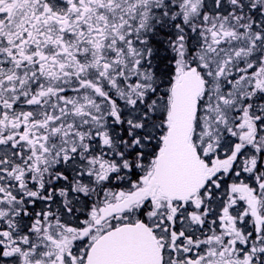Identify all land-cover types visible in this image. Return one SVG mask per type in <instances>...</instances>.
<instances>
[{
  "label": "snow or ice",
  "instance_id": "snow-or-ice-1",
  "mask_svg": "<svg viewBox=\"0 0 264 264\" xmlns=\"http://www.w3.org/2000/svg\"><path fill=\"white\" fill-rule=\"evenodd\" d=\"M0 264H264V0H0Z\"/></svg>",
  "mask_w": 264,
  "mask_h": 264
}]
</instances>
